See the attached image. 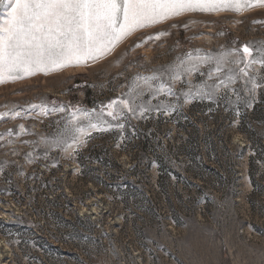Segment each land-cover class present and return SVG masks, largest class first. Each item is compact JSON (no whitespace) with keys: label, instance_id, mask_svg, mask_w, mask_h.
I'll use <instances>...</instances> for the list:
<instances>
[{"label":"rangeland","instance_id":"obj_1","mask_svg":"<svg viewBox=\"0 0 264 264\" xmlns=\"http://www.w3.org/2000/svg\"><path fill=\"white\" fill-rule=\"evenodd\" d=\"M248 5L0 80V264H264V5Z\"/></svg>","mask_w":264,"mask_h":264},{"label":"snow or ice","instance_id":"obj_2","mask_svg":"<svg viewBox=\"0 0 264 264\" xmlns=\"http://www.w3.org/2000/svg\"><path fill=\"white\" fill-rule=\"evenodd\" d=\"M245 6L248 0H13L0 22V80L96 59L136 29L184 12ZM243 52L250 54L248 46ZM119 103L133 110L127 100Z\"/></svg>","mask_w":264,"mask_h":264},{"label":"trees","instance_id":"obj_3","mask_svg":"<svg viewBox=\"0 0 264 264\" xmlns=\"http://www.w3.org/2000/svg\"><path fill=\"white\" fill-rule=\"evenodd\" d=\"M78 85H77V83L76 84H74V88L76 89L75 90V93H77L78 92V89L76 88Z\"/></svg>","mask_w":264,"mask_h":264}]
</instances>
